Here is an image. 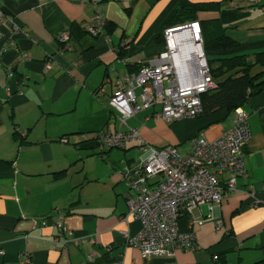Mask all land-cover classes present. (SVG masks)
Masks as SVG:
<instances>
[{
    "label": "crops",
    "instance_id": "crops-1",
    "mask_svg": "<svg viewBox=\"0 0 264 264\" xmlns=\"http://www.w3.org/2000/svg\"><path fill=\"white\" fill-rule=\"evenodd\" d=\"M179 1L0 0L28 32L15 36L10 20L0 26V264H264V204L252 207L247 193L253 186L264 199V87L244 105L251 131L244 155L248 175L239 176L237 190L214 208L203 204L180 217V229L195 231L200 248L179 249L170 260L145 258L122 234L136 235L142 224L128 214L134 191L117 169L121 160L138 163L141 145L131 141L101 151L91 133L136 126L147 142L188 152L199 131L214 139L233 123L234 113L224 110L167 121L157 114L159 102L124 123L110 105L116 70L134 72L135 64L159 52L155 32ZM192 1H221L243 13L227 28L240 41L227 55L264 51V0ZM96 14L114 29L86 32ZM219 14L202 10L199 20ZM63 32L69 39L60 41ZM125 43L130 64L118 59ZM16 125L26 129L23 137ZM44 219L50 224L43 226ZM57 219L82 243L65 247Z\"/></svg>",
    "mask_w": 264,
    "mask_h": 264
},
{
    "label": "built area",
    "instance_id": "built-area-1",
    "mask_svg": "<svg viewBox=\"0 0 264 264\" xmlns=\"http://www.w3.org/2000/svg\"><path fill=\"white\" fill-rule=\"evenodd\" d=\"M260 1L252 0V4H259ZM5 20L12 22L15 36L28 34L0 6V26ZM86 29L93 35L102 34L105 20L96 14ZM58 39L68 40V32L60 34ZM67 47L71 48V45ZM119 60L126 62L128 58ZM13 73L10 71L11 75ZM115 85L109 102L120 112L124 123L128 117L158 102L161 109L157 114L167 121L194 118L201 114V93L216 88L218 84L210 71L200 21L167 27L165 44L159 52L143 62L137 72L117 69ZM248 116L244 106L237 107L230 127L214 139H209L203 130L199 131L191 138L188 152H182L171 144L157 147L147 142L136 126L96 132L92 140L99 150L123 148L131 141H138L141 149L147 151L138 163L117 169L134 191L128 199V214L142 224L136 235L122 231L128 245L137 247L145 258L163 257L169 260L175 258L179 249L194 251L200 248L195 231L180 229V217L183 212L203 204L214 208L226 195L237 190L239 176L248 175L244 157L251 137ZM15 130L21 135L26 134V129L18 125ZM247 193L253 198L252 207L264 204V199H257L253 186ZM41 224L47 226L50 223L44 219ZM54 224L66 236L65 247L70 243L77 246L82 243L83 239H78L62 219L55 220ZM221 224V221L217 222V229ZM4 253L0 250V257ZM26 257L29 259V256ZM218 257L214 256L215 259ZM92 258L93 255H90L89 260L92 261ZM113 264L124 263L117 260Z\"/></svg>",
    "mask_w": 264,
    "mask_h": 264
},
{
    "label": "trees",
    "instance_id": "trees-1",
    "mask_svg": "<svg viewBox=\"0 0 264 264\" xmlns=\"http://www.w3.org/2000/svg\"><path fill=\"white\" fill-rule=\"evenodd\" d=\"M209 9L219 10V16L199 20V12ZM241 17H243V13L239 9L224 7L221 1L180 0L155 32L154 39L162 43L163 47L167 27L194 20L200 21L210 71L218 84L216 88L201 93L203 105V110L199 114L201 116H208L221 110L228 114L234 113L237 107L244 106L251 96L260 92L264 87V51L255 53L253 57L247 54L227 55L234 52L240 45L239 40L227 33V28ZM114 26L113 23L105 22V29L107 28L109 31H112ZM84 30L90 33L86 27ZM72 33L74 31H71ZM128 44L120 45L118 59L128 58ZM125 63L130 64L128 60ZM142 64H135L136 71L134 72H137ZM16 133L19 132L16 130ZM19 135L24 136L20 133ZM66 171L67 169H63L56 174L61 176Z\"/></svg>",
    "mask_w": 264,
    "mask_h": 264
},
{
    "label": "rangeland",
    "instance_id": "rangeland-1",
    "mask_svg": "<svg viewBox=\"0 0 264 264\" xmlns=\"http://www.w3.org/2000/svg\"><path fill=\"white\" fill-rule=\"evenodd\" d=\"M96 132L97 131H95V132H93V133H91V137H93L95 134H96ZM115 148V147H114ZM147 154V152L146 151H143V150H141V151H139V152H137V160L139 161L140 159H141V157H143L144 155H146ZM125 161L124 160H121V161H119V164H120V166L119 167H124L127 163H124ZM118 167V168H119Z\"/></svg>",
    "mask_w": 264,
    "mask_h": 264
},
{
    "label": "bare ground",
    "instance_id": "bare-ground-1",
    "mask_svg": "<svg viewBox=\"0 0 264 264\" xmlns=\"http://www.w3.org/2000/svg\"><path fill=\"white\" fill-rule=\"evenodd\" d=\"M180 33V32H179Z\"/></svg>",
    "mask_w": 264,
    "mask_h": 264
}]
</instances>
